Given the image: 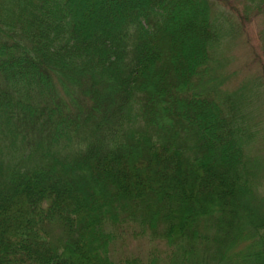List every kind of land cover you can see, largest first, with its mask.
I'll return each instance as SVG.
<instances>
[{"label":"trees","instance_id":"trees-1","mask_svg":"<svg viewBox=\"0 0 264 264\" xmlns=\"http://www.w3.org/2000/svg\"><path fill=\"white\" fill-rule=\"evenodd\" d=\"M226 1L0 0V264H264V75L215 57L264 0Z\"/></svg>","mask_w":264,"mask_h":264},{"label":"rangeland","instance_id":"rangeland-1","mask_svg":"<svg viewBox=\"0 0 264 264\" xmlns=\"http://www.w3.org/2000/svg\"><path fill=\"white\" fill-rule=\"evenodd\" d=\"M232 3L234 5L228 4L227 1L223 3L227 10H230V18L229 19H237L238 16H241L242 7L246 5L245 2L242 3L241 0H233ZM231 7V8H230ZM250 16L245 20H240V26L237 29V34L235 38L233 36L234 43L229 44L227 50H224L226 41L222 42V47L219 48L218 53H216V58L220 55L224 57V59H219V63L217 64L221 69V78L226 77L229 81H222V84L219 85L224 94L233 93L230 92L235 86H237L244 79H247L249 76L256 75H264V51L263 46L261 45V29L263 27L262 21H264V16L260 15L257 12H248ZM250 86H254L252 82L249 83ZM243 94L245 93V87L241 88ZM238 92H234L233 95H237ZM253 93V91H252ZM252 95V94H250ZM260 110L264 111V103L260 105ZM264 121L263 118H256ZM254 122L257 123V121ZM261 128H264L263 124H259ZM259 132V131H258ZM258 137L261 141H255L254 151H252L251 155L259 156V159H264V130H261ZM264 180V179H263ZM262 180V181H263ZM261 181V182H262ZM261 188L264 192V181L262 182ZM161 250L164 246L163 244H150L147 241H143L140 238V241L134 242L131 237L126 235H122V237L117 239L116 250L121 252L123 255H131L137 254L141 256H146L152 249ZM169 248L162 251L163 256L167 254Z\"/></svg>","mask_w":264,"mask_h":264}]
</instances>
